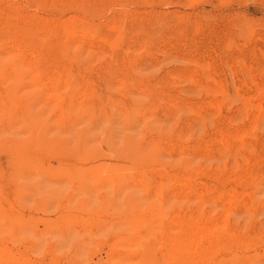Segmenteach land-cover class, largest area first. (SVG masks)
Wrapping results in <instances>:
<instances>
[{
    "label": "rangeland",
    "instance_id": "374dc122",
    "mask_svg": "<svg viewBox=\"0 0 264 264\" xmlns=\"http://www.w3.org/2000/svg\"><path fill=\"white\" fill-rule=\"evenodd\" d=\"M0 264H264V0H0Z\"/></svg>",
    "mask_w": 264,
    "mask_h": 264
},
{
    "label": "bare ground",
    "instance_id": "6f19581e",
    "mask_svg": "<svg viewBox=\"0 0 264 264\" xmlns=\"http://www.w3.org/2000/svg\"><path fill=\"white\" fill-rule=\"evenodd\" d=\"M28 32V31H27Z\"/></svg>",
    "mask_w": 264,
    "mask_h": 264
}]
</instances>
